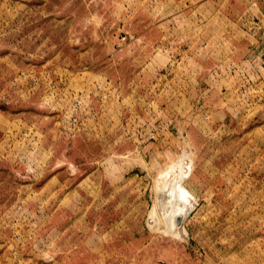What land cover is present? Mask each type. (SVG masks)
I'll list each match as a JSON object with an SVG mask.
<instances>
[{"label": "rangeland", "instance_id": "obj_1", "mask_svg": "<svg viewBox=\"0 0 264 264\" xmlns=\"http://www.w3.org/2000/svg\"><path fill=\"white\" fill-rule=\"evenodd\" d=\"M0 264H264V0H0Z\"/></svg>", "mask_w": 264, "mask_h": 264}, {"label": "crops", "instance_id": "obj_2", "mask_svg": "<svg viewBox=\"0 0 264 264\" xmlns=\"http://www.w3.org/2000/svg\"><path fill=\"white\" fill-rule=\"evenodd\" d=\"M140 39V38H139ZM139 39H137V40H139ZM200 39H203V37H197V38H189V37H187V39L186 40H184V41H178V39H174V40H177L176 42L173 40V39H171V40H169V39H167L166 41H165V44L164 45H166V46H172V45H177V43H179V44H181V45H183V46H188V44H194V45H200V44H202V43H204V42H202ZM157 42H152V41H148V42H146V41H144V39H143V44H148V45H155ZM157 45V44H156ZM192 86V85H191ZM187 87V89H184V88H182L181 90V92L180 93H182L183 94V97H185V93L186 94H188V95H190L191 93H192V90L190 89L191 87L190 86H186ZM185 87V88H186ZM186 98V97H185Z\"/></svg>", "mask_w": 264, "mask_h": 264}, {"label": "built area", "instance_id": "obj_3", "mask_svg": "<svg viewBox=\"0 0 264 264\" xmlns=\"http://www.w3.org/2000/svg\"><path fill=\"white\" fill-rule=\"evenodd\" d=\"M121 39L124 40L125 37H121ZM81 106H82V105H81V101H80V99L76 100V101L74 102V104H73V111H76L77 109L81 108ZM89 115H90V114H89ZM72 120L75 121L76 118L73 117ZM154 129H155V127H154V125H153L152 128H151V133H152V131H153Z\"/></svg>", "mask_w": 264, "mask_h": 264}, {"label": "bare ground", "instance_id": "obj_4", "mask_svg": "<svg viewBox=\"0 0 264 264\" xmlns=\"http://www.w3.org/2000/svg\"><path fill=\"white\" fill-rule=\"evenodd\" d=\"M183 195H186L185 193H183ZM169 218V220H171V218L170 217H168ZM171 227V226H170Z\"/></svg>", "mask_w": 264, "mask_h": 264}]
</instances>
